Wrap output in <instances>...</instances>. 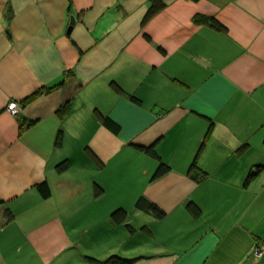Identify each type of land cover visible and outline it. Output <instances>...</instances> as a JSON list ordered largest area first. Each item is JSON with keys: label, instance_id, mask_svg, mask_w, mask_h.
I'll return each mask as SVG.
<instances>
[{"label": "crops", "instance_id": "1", "mask_svg": "<svg viewBox=\"0 0 264 264\" xmlns=\"http://www.w3.org/2000/svg\"><path fill=\"white\" fill-rule=\"evenodd\" d=\"M160 1L0 0V264H264V0Z\"/></svg>", "mask_w": 264, "mask_h": 264}, {"label": "trees", "instance_id": "2", "mask_svg": "<svg viewBox=\"0 0 264 264\" xmlns=\"http://www.w3.org/2000/svg\"><path fill=\"white\" fill-rule=\"evenodd\" d=\"M161 7H162V3L160 0H151V6H150V8L146 14V18L150 17L155 12L160 10ZM210 23L212 26L220 28V24L217 23V21L210 19ZM112 85L114 86L115 90L119 91V88L116 86V84L112 83ZM77 87L79 88L80 84ZM47 89H49V88H47ZM17 104H18V102H17ZM18 106L20 109V104H18ZM70 109H71V100L69 98L58 109V112H57L58 116L61 118L64 117L65 115H67L69 113ZM101 121L104 124L110 126L112 129H114V130L117 129V124H115L108 117H101ZM61 142H62V132H61V130H59L57 135H56V138H55V145L59 146L61 144ZM146 149L150 155H152L154 158H156L158 160V165H157V167H156V169L152 175V179H155V178L160 177V176L164 175L165 173H167L169 171L170 167L166 163H164L160 160L159 155L157 154V152L155 150L154 144L147 147ZM69 166H70L69 161L67 159H65V160L59 162L55 166V170L59 173H62L64 171H66L69 168ZM194 167H197L196 157L191 164V168L193 169ZM262 171H264V163L257 164L255 166H253V168L248 172V174L246 176L247 178L245 179V182H249L251 179H253L257 175H259ZM37 189L43 197H48L50 195V188H49L47 182H42V183L38 184ZM100 192H101V189L99 187H96L95 188V195H99ZM135 206L139 209H142L144 211L151 213L155 218L160 219V218L165 216V212L161 208H159L153 202L148 201L143 196L139 197L136 200ZM186 209L193 217H198L200 214L199 207L196 204H194L193 202H189L186 205ZM3 213L7 219H11L13 217L12 212L9 209H5L3 211ZM125 217H126V211L123 208H118L115 211H113V213H112V219L117 223L124 221ZM87 258L94 260V258H92V257H87ZM106 261L117 263V264H129L130 263L129 260L121 258L117 255L110 256Z\"/></svg>", "mask_w": 264, "mask_h": 264}, {"label": "built area", "instance_id": "3", "mask_svg": "<svg viewBox=\"0 0 264 264\" xmlns=\"http://www.w3.org/2000/svg\"><path fill=\"white\" fill-rule=\"evenodd\" d=\"M7 110L11 114L16 115V114H18L20 109H19V106H18L17 102L11 101V102L8 103ZM253 253L257 257H260V256H262L264 254V238H262L257 243V245L254 248V252Z\"/></svg>", "mask_w": 264, "mask_h": 264}, {"label": "water", "instance_id": "4", "mask_svg": "<svg viewBox=\"0 0 264 264\" xmlns=\"http://www.w3.org/2000/svg\"><path fill=\"white\" fill-rule=\"evenodd\" d=\"M74 23H75V17L71 16V18H70V26H69L68 30H70L72 28Z\"/></svg>", "mask_w": 264, "mask_h": 264}, {"label": "rangeland", "instance_id": "5", "mask_svg": "<svg viewBox=\"0 0 264 264\" xmlns=\"http://www.w3.org/2000/svg\"><path fill=\"white\" fill-rule=\"evenodd\" d=\"M8 106V105H7Z\"/></svg>", "mask_w": 264, "mask_h": 264}]
</instances>
